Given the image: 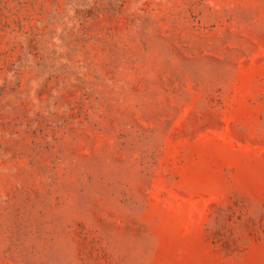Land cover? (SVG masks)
I'll return each mask as SVG.
<instances>
[{"label":"rangeland","instance_id":"374dc122","mask_svg":"<svg viewBox=\"0 0 264 264\" xmlns=\"http://www.w3.org/2000/svg\"><path fill=\"white\" fill-rule=\"evenodd\" d=\"M0 264H264V0H0Z\"/></svg>","mask_w":264,"mask_h":264}]
</instances>
